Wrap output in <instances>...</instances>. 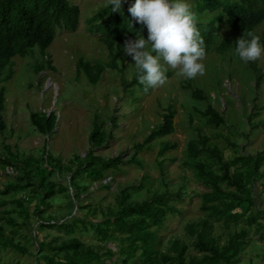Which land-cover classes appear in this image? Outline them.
Returning a JSON list of instances; mask_svg holds the SVG:
<instances>
[{
  "label": "rangeland",
  "instance_id": "374dc122",
  "mask_svg": "<svg viewBox=\"0 0 264 264\" xmlns=\"http://www.w3.org/2000/svg\"><path fill=\"white\" fill-rule=\"evenodd\" d=\"M68 2L77 6L79 10L76 29L73 31L56 29L53 41L43 55L33 48L32 52H28L24 57L12 58L2 71L4 75L9 70L11 76L2 84L4 129L0 132V155L5 154L6 148L9 153L23 158L37 159L41 149L46 147L52 158L56 159L53 161L48 159L47 162L44 160V165L47 163L53 169L57 160L63 170L67 171L70 168L74 170L77 164L76 156H83L89 149L88 134L93 116H97L102 128L106 132H111V138L101 148H94L93 154L105 159L121 155L120 159L123 162L132 154V146L142 141L150 127L158 122L163 110L170 105L175 111L172 119L173 132L162 141H167L173 145V148L158 156L159 140H155L136 154L140 167L123 165L113 173L105 172L107 174L103 179L92 183L84 177H78L86 185V189L81 192L80 202L75 204L72 198L56 194L50 200V206L45 210L43 217L52 216L54 218L52 222H59L60 216L65 214L70 205L71 215L81 217L87 209L77 210L76 207L89 204L97 213L93 217L89 216L88 219H99V212H104L106 206L112 211L115 210L114 192L125 185H137L144 176L146 178L144 187L137 194H133L135 201L139 202L152 197L154 193L161 194L165 191L174 194L181 186L186 191L180 200L174 198L169 200V204L176 211L167 215L164 224L156 229V249L165 252L169 242L177 238L187 246L186 258L198 257L199 254L192 248L194 237L189 238L186 235L184 226L205 218L200 210V198L197 193L207 189L195 179L192 161L185 155V145L189 139L196 137L198 129L201 134L208 137L209 144L216 145L221 150L223 160L252 155L264 149V129L259 130L264 123V53L256 61H251L261 73V81L257 88H255L253 72L241 63L232 51H228L223 55L207 53L201 61L206 69L203 75L187 79L177 75L178 70L169 67L166 72L167 82L163 86L144 92L143 88L139 89L137 83L131 89H127L130 90L128 94L123 90L122 82H130L136 74V69L131 57L122 51L124 46L122 42L118 44L121 55L116 62L117 68L121 67L122 72L118 73L117 70L106 67L98 82L91 86L81 73L75 72V63L78 59H82L105 66L109 61L106 47L102 42L103 31L94 24L87 23V19L93 13L106 6V0H68ZM186 2L192 4L190 9L194 6L192 0ZM204 16L207 15L202 17ZM216 26L218 40L223 37L229 39L237 37V32L228 29L223 21L217 22ZM254 32L260 36V44L264 46V22L260 23ZM138 33L147 39V29L144 25L141 24ZM45 57L49 61L50 68L44 67L42 71L36 73L35 68L44 61ZM189 86L203 90L207 97L206 101L192 99ZM133 97L136 98L135 101L132 100ZM205 104L211 105L222 114L224 124L215 129L205 123L204 119L194 111H202ZM33 112L55 114L56 125L50 135L40 136L33 130L29 122V114ZM251 112L257 113L251 120L255 121L251 125L257 124V129L250 130L247 125L246 119ZM110 117H114V128H111ZM226 140L234 143L235 147H229L225 143ZM238 166L239 164L235 167ZM259 173L262 176L256 179L251 191L257 209H264V163ZM69 175L64 173L60 180H57L56 174L48 178L62 185L67 183ZM16 176L15 170L0 168V190L6 183L14 182ZM99 184L108 185L109 188H98ZM72 193L68 191L69 195ZM26 197L24 191L0 196V202H5L4 205H0V225L4 226V234L6 232L9 236L4 219L7 218L5 212L13 208L10 202ZM33 203L34 201H31L28 206L29 215L32 214ZM252 211L250 209L244 217L236 221L224 222L223 218H209L210 236L219 245L224 244L232 233L244 231L245 244L238 252L235 264H264V216L259 215L255 222L247 225L246 217L253 213ZM12 217L17 223L22 221V218L15 214H12ZM68 218L69 216L65 219ZM34 220L33 217L29 219L31 223ZM35 226L32 224L29 234L26 233L24 226L18 230L19 234L23 233L27 236L25 238H20V235L12 236L13 241L19 242L29 254L22 255L10 249L2 250L0 264H36L33 255L36 252L32 244L33 237V242H47L53 238L66 236L57 228L36 229ZM75 232L85 246H91L100 253L104 251V247L118 253L120 243L117 239L124 236L114 233V240L101 242L89 228L83 231L76 228ZM105 264L121 263L114 256L109 261H105ZM125 264H139V262L137 257H132Z\"/></svg>",
  "mask_w": 264,
  "mask_h": 264
},
{
  "label": "trees",
  "instance_id": "16d2710c",
  "mask_svg": "<svg viewBox=\"0 0 264 264\" xmlns=\"http://www.w3.org/2000/svg\"><path fill=\"white\" fill-rule=\"evenodd\" d=\"M134 3L135 0H121L119 11L113 12L112 6L107 5L87 19V23H92L103 31L102 42L109 58L105 66L89 63L82 59L76 61L75 72L81 73L89 85L94 86L98 82L106 67L117 70L118 73L122 72V68L118 69L116 66L121 55L118 44L126 39L134 38L141 29V24L137 23L128 12V8ZM192 3L194 6L191 11L196 15V26L205 41L206 54L213 52L223 55L228 51H232L234 54L235 41L242 35L244 38L250 39L247 36L249 31L257 35L254 29L264 22V0H192ZM205 14L207 16L202 17ZM78 15L77 6L69 4L68 0H0V132L4 129L2 120L4 87L2 84L11 76L9 70L2 75L4 67L10 63L12 58L24 57L28 52L31 53L33 48L43 55L53 41L56 29L62 28L65 31L76 29ZM219 21H223L228 29L236 31L237 37L233 39L223 37L218 40L216 23ZM235 57L240 60L237 55ZM43 60L35 68L36 73L42 71L44 67L50 68L47 57ZM240 62L253 72L254 84L257 88L261 81L260 69L256 68L253 62L245 63L241 60ZM137 83L139 82L136 72L130 82H122L123 90L129 94L130 90L127 89H131ZM143 87L139 83V89ZM190 97L198 101L207 99L203 90L198 88L190 89ZM132 100L135 101L136 98L133 97ZM194 111L212 128L216 129L219 125L224 124L222 114L209 104H205L202 111ZM256 114L251 112L247 116L246 122L250 130L257 129V124L251 125L252 122H255L251 120ZM174 115L175 111L170 105H167L163 113L160 114L158 122L150 127L141 142L132 146V154L123 162L120 159L121 155L105 159L93 154L94 148H101L111 138V132H106L102 128L97 116H93L91 130L88 134L89 149L83 156H76L77 164L74 170L71 168L67 171L63 170L57 160L53 169L47 163L44 165V160L47 162L48 159L51 161L56 159L52 158L46 147L41 149V154L37 159L23 158L17 154L9 153L5 148V154L0 155V168H11L17 172V176L14 182L3 185L0 196L24 191L27 197L17 198L10 202L13 208L5 212L7 218L4 219L9 236L6 235V232L4 234V226L0 225V251L10 249L22 255L29 254L19 242L13 241L12 236L27 237L23 233L19 234L18 230L24 226L26 233L29 234L32 224H35L36 229L57 228L66 234L63 238H53L47 242H33V237L32 244L36 249L33 255L36 264H40V261L42 264H105V261H109L114 256L121 264L127 263L132 257H137L139 264H235L236 256L245 244L244 231L232 233L224 244L219 245L210 236L209 218H223L224 222L227 220L236 221L252 209L253 213L246 217V223L249 225L255 222L259 215L264 216V209H257L251 191L256 179L262 176L259 170L264 163V149L256 151L252 155L223 160L221 150L216 145L209 144L208 137L201 134L198 129L196 137L186 142L185 155L188 160L192 161L195 179L207 189L197 193L200 198V210L205 218L184 226L186 235L189 238L194 237L192 248L199 254L198 257L187 256L186 258L187 246L177 238L169 242L165 252H159L156 249V229L164 224L167 215L176 211L169 204V200L171 198L180 200L186 191L181 186L174 194L165 191L161 194L154 193L152 197L139 202L135 201L133 194H137L144 187L146 181L144 176L137 185H125L114 192L115 210L112 211L109 206H106L104 212H99V219H88L89 216L93 217L97 213L96 209L91 208L89 204L76 207L77 210L87 209V212L81 217H77L75 214L71 215V205L65 214L60 216L59 222H52L54 220L52 216L43 217V214L46 213L45 210L50 206V200L56 194L72 198L75 204L80 202L81 192L86 189V185L79 178L84 177L89 183H92L103 179L107 171L109 174L118 171L120 166L140 167L141 164L136 159V154L145 145L155 140H159L158 156L173 148V145L162 140L173 132L172 119ZM55 118L53 112L29 114L31 127L38 135L44 137L53 132L56 125ZM110 123L111 128H114V117H110ZM263 129L264 123L259 130ZM225 143L229 147H235V144L228 140ZM199 158L201 159L199 160ZM238 164L239 166L235 167ZM233 167L235 168L230 170ZM161 170L162 168L160 169L162 174ZM64 173L70 175L67 183L62 185L54 179L49 180L48 178V176L56 174L57 180H60ZM98 188L108 189L109 186L99 184ZM69 190L73 192L71 195L68 194ZM31 201L34 203L32 214L29 215L28 206ZM4 204L5 202H0V205ZM75 204L74 206H76ZM235 210L238 212H234ZM12 214L21 217L22 221L17 223ZM67 216L69 218L65 219ZM30 217L35 218L33 223L29 221ZM76 228H80L81 231L91 229L101 242L114 240V233L124 234L123 237L117 239L120 243L118 253H114L106 247L100 253L91 246H85L76 236Z\"/></svg>",
  "mask_w": 264,
  "mask_h": 264
},
{
  "label": "clouds",
  "instance_id": "9594fccd",
  "mask_svg": "<svg viewBox=\"0 0 264 264\" xmlns=\"http://www.w3.org/2000/svg\"><path fill=\"white\" fill-rule=\"evenodd\" d=\"M112 11L120 10L121 0H106ZM131 17L147 29V39L139 33L126 39L122 51L134 61L138 82L144 92L167 82L168 68L177 75L193 79L205 73L201 62L205 41L198 30L196 15L186 0H135L128 8ZM235 41V55L245 63L256 61L264 53L260 36L249 31ZM167 66V67H166Z\"/></svg>",
  "mask_w": 264,
  "mask_h": 264
}]
</instances>
